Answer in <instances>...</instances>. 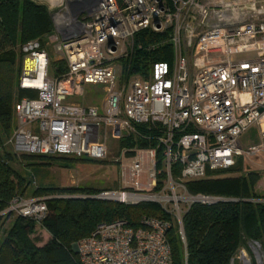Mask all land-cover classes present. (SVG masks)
I'll list each match as a JSON object with an SVG mask.
<instances>
[{"label":"built area","instance_id":"obj_1","mask_svg":"<svg viewBox=\"0 0 264 264\" xmlns=\"http://www.w3.org/2000/svg\"><path fill=\"white\" fill-rule=\"evenodd\" d=\"M234 1L225 7L240 11H223L222 0H50L53 58L65 71L49 72L51 56L39 40L21 46L18 85L35 97L13 106L15 154L102 161L111 141L150 142L131 157L122 149V186L91 198L154 203L167 218L98 224L75 245L81 264H173L172 225L185 247L183 217L194 204L235 201L191 194L186 183L264 156V2ZM145 30L167 34L172 47V60L155 63L148 76L131 72L134 49H127ZM88 84L103 86L102 107L69 100ZM251 128L256 142L244 145ZM124 159L132 160L125 166ZM47 198L16 196L7 212L38 222ZM230 264H264V252L248 242Z\"/></svg>","mask_w":264,"mask_h":264},{"label":"trees","instance_id":"obj_2","mask_svg":"<svg viewBox=\"0 0 264 264\" xmlns=\"http://www.w3.org/2000/svg\"><path fill=\"white\" fill-rule=\"evenodd\" d=\"M52 31L51 13L46 6L38 5L32 0H0V232L5 218L15 215L7 212L11 201L16 196L25 194L24 178L11 166L15 154L1 152L3 136L9 137L13 130L14 104L24 97H35V94L19 88L21 55L19 67L15 68L14 48L33 40H39L44 46L41 38ZM136 36L137 43L143 47L135 53L131 64L132 73L144 76L154 63L170 61L171 45L166 42L162 46L165 33L145 30ZM153 43H158V47L149 49V45ZM65 69L61 60H54L49 66L51 74L56 76ZM140 129L145 138L151 136L146 127ZM149 143L132 137L122 139L118 143V157L114 159V163L119 164L122 149L126 150L127 157H131L133 147H145ZM21 158L27 167L83 161L69 156L51 158L47 155H21ZM106 160L108 158L99 162ZM242 168L243 162L239 159L228 170L186 183L191 194L200 193L235 201L212 205L194 204L183 217L185 247L177 233V226L172 225L168 241L172 249L173 264H230L235 252L240 247H247L248 242H257L264 252V196L251 192V186L259 177L251 173L248 178L228 175L239 173ZM103 190L111 189L56 188L52 190L55 192L53 195L36 190L32 197H48L46 214L38 222L15 215L11 226L4 231L0 240V264H81L72 246L91 235L98 224L124 220L131 226H137L140 217L145 215L167 218L154 203L127 205L91 198ZM37 224L49 235L48 241L42 246L37 245L39 238L31 237Z\"/></svg>","mask_w":264,"mask_h":264},{"label":"rangeland","instance_id":"obj_3","mask_svg":"<svg viewBox=\"0 0 264 264\" xmlns=\"http://www.w3.org/2000/svg\"><path fill=\"white\" fill-rule=\"evenodd\" d=\"M34 3L38 5L46 6L47 10L52 13V5L50 0H32ZM53 31L45 35L41 38V40L45 43V49L49 52L51 56L50 67L54 61V43L50 41L52 40ZM137 36H135L132 40L129 41L127 49L133 50V59L137 50L143 47L142 44L137 43ZM168 42V35L166 34V38L163 39L162 46ZM21 46L22 44L17 45L14 48L16 54V64L15 68L19 67L20 63V55H21ZM158 47V45H155ZM155 47V48H156ZM152 48V49H155ZM172 60V57L170 61ZM133 61V60H132ZM157 63V62H156ZM155 64V63H154ZM153 64V65H154ZM152 65V66H153ZM150 68L146 71V75L150 72ZM50 72V70H49ZM51 73V72H50ZM140 74V73H139ZM142 75V74H141ZM105 98V93L103 91V86L100 84H88L84 87V94L82 96H74L69 100L74 103H78L86 106H95L102 107ZM13 123H14V113H13ZM14 128V124H13ZM256 129L251 128L248 130L242 137L241 142L246 145L248 143L256 142L255 138ZM9 137L3 136V144L1 146V152H9L11 154H15L11 144L9 143ZM109 147L110 152L108 155V160L106 162L93 161L88 158H82L83 161H75L70 164L54 163L47 167L41 166H26L24 160L21 158V155L15 154V160L11 163L12 168L17 171V173L24 178L25 184V197H32V194L35 193L36 190L45 191L47 195H53L55 192H52L53 189H63L70 187H81V188H92V189H111L116 190L122 186V173L119 171V164L114 163V159L118 157V143L115 141H111ZM48 157H55L52 155H47ZM242 159L243 168L239 173H228V175L232 177H245L248 178L249 174H257L259 179L258 181L251 186V192L256 193L258 195L264 196V156L254 157V158H239ZM238 159V160H239ZM132 159H124L123 164L125 166L131 163ZM237 160V161H238ZM59 195V194H57ZM264 200V199H262ZM16 215V214H15ZM15 215H11L10 217L5 218L4 226L0 232V240H2V236L4 231H6L10 226L15 217ZM32 238H39L40 241L37 243L38 246L44 245L48 239V234L41 229V227L37 224L35 233L31 236ZM78 243V242H77ZM73 244L72 249L75 251V245Z\"/></svg>","mask_w":264,"mask_h":264},{"label":"crops","instance_id":"obj_4","mask_svg":"<svg viewBox=\"0 0 264 264\" xmlns=\"http://www.w3.org/2000/svg\"><path fill=\"white\" fill-rule=\"evenodd\" d=\"M231 0H222V2H223V5H222V9H223V11H240V8H238L237 10H233V9H230V8H227V7H225V4L227 3V2H230ZM261 2H264V0H260ZM235 3H238L236 0L234 1ZM240 4H241V2H239ZM243 4V3H242ZM262 3H260L259 2V5H261ZM217 6H221L220 4H219V1H218V3H217ZM49 236V235H48Z\"/></svg>","mask_w":264,"mask_h":264},{"label":"water","instance_id":"obj_5","mask_svg":"<svg viewBox=\"0 0 264 264\" xmlns=\"http://www.w3.org/2000/svg\"><path fill=\"white\" fill-rule=\"evenodd\" d=\"M76 251V250H75Z\"/></svg>","mask_w":264,"mask_h":264}]
</instances>
